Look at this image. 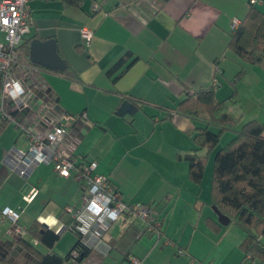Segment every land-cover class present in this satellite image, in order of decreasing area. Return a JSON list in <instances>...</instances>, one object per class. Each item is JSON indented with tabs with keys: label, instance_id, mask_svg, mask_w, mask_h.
Segmentation results:
<instances>
[{
	"label": "crops",
	"instance_id": "obj_1",
	"mask_svg": "<svg viewBox=\"0 0 264 264\" xmlns=\"http://www.w3.org/2000/svg\"><path fill=\"white\" fill-rule=\"evenodd\" d=\"M28 5L33 22L23 44L33 36L55 38L60 54L78 73L69 78L43 71L66 112L68 128L78 115L86 121L74 153L80 162L96 161V172L109 177L128 202L151 205L162 223L158 235L145 232L141 219L113 222L101 247L82 264H113L114 253L120 264H128L131 255L142 264H190L191 258L240 264L245 231L228 227L234 222L219 229L209 222L219 219L211 204L212 181L190 178L185 158L195 146L197 121L176 107L186 90L214 85L222 99L236 88L244 118L264 123V66L243 62L228 47L232 20L246 16L248 0H83L80 6L30 0ZM256 6L264 12V0ZM83 27L93 30L89 44ZM127 52L136 60L114 80L117 73L107 72ZM129 95L143 99V107L120 116L116 109ZM8 125L0 134V210L19 211L23 227L38 219L61 229L54 249L66 254L77 240L66 209L80 203L79 181L75 174L59 175L52 163L38 164L28 177L14 172L5 155L25 147L27 140ZM205 173L209 176L208 168ZM33 187L38 194L27 201ZM11 229L10 219L0 218V242L12 238ZM25 263L23 254H16L14 264ZM0 264L5 263L0 259Z\"/></svg>",
	"mask_w": 264,
	"mask_h": 264
},
{
	"label": "trees",
	"instance_id": "obj_2",
	"mask_svg": "<svg viewBox=\"0 0 264 264\" xmlns=\"http://www.w3.org/2000/svg\"><path fill=\"white\" fill-rule=\"evenodd\" d=\"M82 1L64 0V3L68 6H80ZM248 6V12L243 19L240 18L238 27L230 29L228 47L243 62L264 66V12L256 4ZM33 38L34 36L27 39L21 46L27 57H29V45ZM135 60L136 57H133L131 52H127L112 65L107 72L108 75L117 73L113 78L116 80ZM33 64L39 66L42 71L55 72L69 78L78 76L67 62L64 70H51L36 63ZM240 75L241 72L238 77ZM215 88L211 85L192 92L186 90V94L179 100L176 107L177 113L197 121L192 132L195 146L185 155L190 165L189 175L194 181L201 183L209 154L216 149L221 134L224 130L235 132L233 138L216 151L211 204L216 205L223 214L230 217L229 224L234 222L245 231L246 235L241 243L244 256L240 264L248 255L251 256L252 264H257L264 262V123L255 118H244L242 101L236 88L222 99L216 96ZM143 104V99L130 95L124 96L116 113L120 116L134 115L143 107ZM173 114L170 111L168 117H172ZM81 117L80 115L75 117L71 128L76 138H81L84 133ZM10 122L0 117V134ZM74 145L70 146L71 158L75 161L77 170L81 172L86 163L79 161L73 150ZM74 174L76 176V172ZM107 181L119 189L109 177ZM79 184L83 189L85 182L82 180ZM125 200L127 201L126 198ZM209 222L218 229L224 225L219 219H211ZM25 228V235L0 242V259L3 263L14 264L16 254H23L29 264H71L73 251L77 250L78 256L75 258L82 264V261L93 251L77 234V240L72 249L66 254H61L54 249L59 240L58 231L38 219L33 220ZM159 230L162 234L161 221ZM35 240L38 243H35Z\"/></svg>",
	"mask_w": 264,
	"mask_h": 264
},
{
	"label": "built area",
	"instance_id": "obj_3",
	"mask_svg": "<svg viewBox=\"0 0 264 264\" xmlns=\"http://www.w3.org/2000/svg\"><path fill=\"white\" fill-rule=\"evenodd\" d=\"M29 1L0 0V117L13 122L27 140L25 147H13L6 153V162L22 177H28L40 163H52L63 177L76 172L77 180H83L85 185L80 203L66 209L71 216L69 227L92 250L101 247L103 236L111 224L126 216L130 220H143L145 232L155 231L160 235V221L151 205L126 201L121 190L109 183L105 175L96 172V161L84 164L81 172L77 170L70 146L79 138L68 128L66 112L56 93L44 81L43 71L21 48L33 22ZM258 1L249 0L248 5ZM239 24L240 18L235 17L231 29H236ZM82 34L89 44L93 30L83 27ZM37 194L38 188L33 187L25 199L32 201ZM0 218L10 219L13 239L26 234V228L19 224V211L7 206L0 210ZM35 243L38 242L35 240ZM179 252L185 254L184 250ZM77 256L78 251L74 250L71 264H80L75 258ZM196 262L212 264L190 259V264ZM128 264H142V259L131 255ZM241 264H252L251 256L248 255Z\"/></svg>",
	"mask_w": 264,
	"mask_h": 264
},
{
	"label": "water",
	"instance_id": "obj_4",
	"mask_svg": "<svg viewBox=\"0 0 264 264\" xmlns=\"http://www.w3.org/2000/svg\"><path fill=\"white\" fill-rule=\"evenodd\" d=\"M29 58L31 62L47 69L64 70L66 68V60L60 54L57 41L53 37L47 39L34 37L29 45ZM213 209L222 224L230 223V217L223 214L216 205H213Z\"/></svg>",
	"mask_w": 264,
	"mask_h": 264
},
{
	"label": "rangeland",
	"instance_id": "obj_5",
	"mask_svg": "<svg viewBox=\"0 0 264 264\" xmlns=\"http://www.w3.org/2000/svg\"><path fill=\"white\" fill-rule=\"evenodd\" d=\"M15 127V124L14 123H12V122H10L9 123V125L7 126V130L8 129H10V128H14ZM235 135V132L234 131H232V130H224L223 131V133L221 134V136H220V142H219V144L217 145V147H216V149L215 150H212L211 151V153L209 154V157H208V164H207V167H206V169H205V171L207 170V168H208V172H209V176H207L208 174H206L205 173V181H206V179H208V177H209V179H210V182L212 181V171H213V164H214V157H215V154H216V151L219 149V148H221V147H223V146H225L232 138H233V136ZM21 144H23V142L21 141V142H19V145H21ZM205 191V193H206V190H204ZM204 193V192H203ZM210 194V193H209ZM213 212V214H215L214 213V211H212ZM236 225H238V224H233V225H230V226H228V227H232V228H234V227H240L239 225L238 226H236ZM231 228V229H232ZM241 228V227H240ZM227 229H230V228H227ZM234 229H236V228H234ZM57 250V249H56ZM64 250V249H63ZM65 251V250H64ZM57 252H59L58 250H57ZM60 253V252H59ZM64 252H62L61 254H63ZM115 254V256L117 257L116 258V260L115 261H113L112 263L113 264H120V259L121 258H119V256L116 254V253H114ZM119 258V259H118Z\"/></svg>",
	"mask_w": 264,
	"mask_h": 264
}]
</instances>
